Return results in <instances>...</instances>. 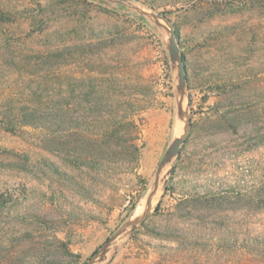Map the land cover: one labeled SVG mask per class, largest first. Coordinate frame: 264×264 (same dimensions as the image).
<instances>
[{
  "label": "rangeland",
  "instance_id": "1",
  "mask_svg": "<svg viewBox=\"0 0 264 264\" xmlns=\"http://www.w3.org/2000/svg\"><path fill=\"white\" fill-rule=\"evenodd\" d=\"M135 93L137 162L97 139ZM0 193V264H85L150 197L93 264H264V0H0Z\"/></svg>",
  "mask_w": 264,
  "mask_h": 264
},
{
  "label": "water",
  "instance_id": "2",
  "mask_svg": "<svg viewBox=\"0 0 264 264\" xmlns=\"http://www.w3.org/2000/svg\"><path fill=\"white\" fill-rule=\"evenodd\" d=\"M116 2H123L124 0H115ZM140 11V10H139ZM142 14L153 17L157 24H160L158 19L160 18V15L154 14V13H148L144 11H140ZM167 31L169 33L168 43H167V49L169 58L172 63L176 64L177 66V76H178V85L177 89L180 92H183L184 87L186 85V70H185V60L183 53L180 50L177 38L175 36L174 30L168 26ZM189 117L186 116L185 118V125H184V133L173 139V141L170 143V145L165 150L162 158L160 159L157 170H156V178H155V184L159 180V175L163 167L170 163L172 159L179 153L180 147L184 141V137L188 131L189 128ZM170 173V170L168 171ZM149 209H146L143 211V213L133 219H128L125 221L114 233L111 237H109L98 249L97 251L88 259V261L85 264H93L96 261H100L103 258V255L107 251L110 243L118 236L122 235L123 233H130L134 231L138 224H140L144 218L147 216Z\"/></svg>",
  "mask_w": 264,
  "mask_h": 264
},
{
  "label": "trees",
  "instance_id": "3",
  "mask_svg": "<svg viewBox=\"0 0 264 264\" xmlns=\"http://www.w3.org/2000/svg\"><path fill=\"white\" fill-rule=\"evenodd\" d=\"M128 102H130L133 106V111H131V113L120 115L119 118L115 119V123L111 125L113 126L112 133H108V131H101L97 134V139L102 145L106 146L107 149L111 150L112 154L115 156L125 150L131 151V153L133 152L130 156L137 162L138 145L136 141L138 139L140 125L136 120V113L141 110L142 107H140V99L136 93ZM27 122L28 124L30 123V121ZM122 126L127 127V136L119 133L121 132L120 127ZM105 130H107L106 127ZM6 203L7 201L4 198V194L0 193V206H4ZM96 251L97 249L93 250L91 255H93Z\"/></svg>",
  "mask_w": 264,
  "mask_h": 264
},
{
  "label": "bare ground",
  "instance_id": "4",
  "mask_svg": "<svg viewBox=\"0 0 264 264\" xmlns=\"http://www.w3.org/2000/svg\"><path fill=\"white\" fill-rule=\"evenodd\" d=\"M164 171V170H163ZM162 173V172H161ZM157 184H158V186H157ZM160 184H161V179H159V182H157L155 185H154V188H153V191H152V195L151 196H153L154 195V192H155V199L161 194V187H160ZM162 186V185H161ZM157 187V188H156ZM156 190V191H155ZM151 201H152V197H150V199L148 200V203L143 207V211H145L148 207H149V205H150V203H151Z\"/></svg>",
  "mask_w": 264,
  "mask_h": 264
}]
</instances>
